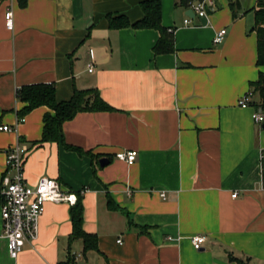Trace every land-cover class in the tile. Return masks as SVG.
Returning <instances> with one entry per match:
<instances>
[{
  "label": "crops",
  "instance_id": "obj_1",
  "mask_svg": "<svg viewBox=\"0 0 264 264\" xmlns=\"http://www.w3.org/2000/svg\"><path fill=\"white\" fill-rule=\"evenodd\" d=\"M142 1L0 0V126L11 128L0 130V182L8 149L24 143L28 183L48 176L78 197L87 189L84 229L99 237V251L84 253L83 240L70 238L73 204L47 202L37 240L11 258L0 210V264H63L70 255L71 264H239L231 255L264 264V122L253 119L264 108L256 93L238 105L264 72L252 30L257 0H239L236 19L229 6L190 25V4L161 0L175 51L160 54V31L110 27L114 16L141 20ZM221 28L228 33L215 44ZM37 83L55 84L60 101L97 89L114 110L79 112L63 138L40 143L49 107L18 122L17 91ZM132 149L134 163L116 157ZM196 234L207 236L200 250Z\"/></svg>",
  "mask_w": 264,
  "mask_h": 264
},
{
  "label": "trees",
  "instance_id": "obj_2",
  "mask_svg": "<svg viewBox=\"0 0 264 264\" xmlns=\"http://www.w3.org/2000/svg\"><path fill=\"white\" fill-rule=\"evenodd\" d=\"M190 0H180L186 6H189ZM142 9L144 16L141 20L131 22L123 15L110 17V27L126 28L132 26L137 29L153 28L160 31L161 37L157 44L153 47L156 54L162 52H174V34L162 24V3L161 0H143ZM234 18L238 17L237 9L241 7V2L235 0L230 3ZM254 10L255 24L252 30L257 34V64L264 65V0H257V4L252 8ZM253 93L259 95L260 106L264 108V72L260 71L258 79L250 84ZM17 99L25 103V106L18 112L19 118L25 117L27 113L38 108V106H47L52 112H47L44 118L43 135L40 143L54 142L63 138V124L74 118L77 113L84 111H113L114 108L101 97L97 89H83L74 91V94L66 101H60L56 97L55 84L37 83L23 85L17 91ZM1 123V117H0ZM68 148L76 149L82 152L78 147L68 146ZM262 170L264 171V157L262 161ZM264 173V172H263ZM83 197L79 194L78 200L72 205L71 222L73 223V232L71 240L82 239L84 243V253L89 251H99V237L95 233L86 232L83 222ZM107 206L111 210H121V206L116 205L111 197L107 199ZM231 260L237 261L239 264H250L249 258L239 259L230 256ZM75 261V255H70V259L63 264H71Z\"/></svg>",
  "mask_w": 264,
  "mask_h": 264
},
{
  "label": "built area",
  "instance_id": "obj_3",
  "mask_svg": "<svg viewBox=\"0 0 264 264\" xmlns=\"http://www.w3.org/2000/svg\"><path fill=\"white\" fill-rule=\"evenodd\" d=\"M190 8L194 11V17L207 18L211 21L209 10H215L216 2L214 0H190ZM13 10L6 12V24L9 29L14 28L13 24ZM194 18L191 16L185 20L186 25H190ZM168 31L172 34L175 28H169ZM226 28H221L214 37V43L220 44L227 35ZM90 71L93 70L92 64L89 63ZM254 93L252 90L245 92L239 101L238 105L248 107L253 102ZM253 119L256 122H264V113L254 111ZM24 117L19 118V123L23 122ZM9 125L0 126V130H10ZM28 147L23 143H16L7 151L6 169L1 177L0 182V210L2 212L3 234L2 236L8 240V254L11 258H17L23 251L27 242H34L37 240L40 230L39 220L45 211V204L47 202H67L74 204L78 200L76 192H68L62 189L61 183L58 179L48 176H42L40 181L32 185L28 183L24 176L25 170V155ZM137 151L127 150L117 152L116 157L125 160L128 164L135 162ZM264 185V175L263 181ZM87 189L81 190L84 194ZM166 195L165 191L161 194L162 197ZM238 193L232 194L237 197ZM121 241V240H119ZM193 247L197 249L203 248L207 241V236L203 234H196L191 238ZM82 256L81 254L77 257Z\"/></svg>",
  "mask_w": 264,
  "mask_h": 264
},
{
  "label": "rangeland",
  "instance_id": "obj_4",
  "mask_svg": "<svg viewBox=\"0 0 264 264\" xmlns=\"http://www.w3.org/2000/svg\"><path fill=\"white\" fill-rule=\"evenodd\" d=\"M234 1L235 0H215V2H216L215 8L217 11L210 13V16L211 17L214 16L216 14V12L220 11V9H228L230 6V3L234 2ZM242 1H244L246 5L250 4V2H251V0H242ZM185 17H187V16L185 15Z\"/></svg>",
  "mask_w": 264,
  "mask_h": 264
},
{
  "label": "water",
  "instance_id": "obj_5",
  "mask_svg": "<svg viewBox=\"0 0 264 264\" xmlns=\"http://www.w3.org/2000/svg\"><path fill=\"white\" fill-rule=\"evenodd\" d=\"M189 15L191 17L195 16L194 11L192 9L189 10ZM263 127H264V125H263ZM108 163H109V160L107 158H101V164L102 165H105V164H108Z\"/></svg>",
  "mask_w": 264,
  "mask_h": 264
}]
</instances>
